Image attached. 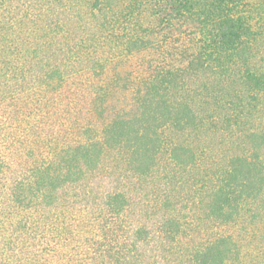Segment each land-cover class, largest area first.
I'll return each mask as SVG.
<instances>
[{
	"label": "trees",
	"instance_id": "1",
	"mask_svg": "<svg viewBox=\"0 0 264 264\" xmlns=\"http://www.w3.org/2000/svg\"><path fill=\"white\" fill-rule=\"evenodd\" d=\"M148 12L196 48L108 120L105 73L152 46ZM0 183V264H245L250 229L264 246V0H0Z\"/></svg>",
	"mask_w": 264,
	"mask_h": 264
},
{
	"label": "rangeland",
	"instance_id": "2",
	"mask_svg": "<svg viewBox=\"0 0 264 264\" xmlns=\"http://www.w3.org/2000/svg\"><path fill=\"white\" fill-rule=\"evenodd\" d=\"M252 1H256V0H252ZM153 20L154 19L153 16L151 15V12H148V14L145 15V18L143 19V22L145 23V27L149 29V35H151V38L148 37V39L150 40L152 39L151 40L152 46L149 47V49L142 51H135L132 54L129 53H125L123 55L119 54V56L115 60V63L112 64L105 73V75L107 76L106 78H104L105 79L104 81H107L108 91L105 97L100 98L99 104L97 105L101 107L102 113L105 112L104 115H106L108 120L110 119L109 116L116 117L119 115H125V113L126 116H130L131 114H134V111L137 107V100L135 98L136 96L135 92L138 87L137 85L140 83L141 80L144 79V77H147L149 75L150 71H152L153 68L158 63L163 62L167 66H173V65L182 66L188 60L189 54L193 53L194 48H196L195 45L197 41L196 34L193 27L190 24H183V25L176 24L173 29L165 30L163 26H158V24L156 23L154 24ZM180 36H182L181 41H183V44H180V47L186 48L187 50V54L182 55V57L179 56V54H176L177 49H179L178 47H179ZM165 41L168 44L166 46L164 45ZM124 111L127 112L124 113ZM83 114L84 116H88V117L87 120L83 119L82 123L87 124L86 121H91L92 116L88 115V110H87V114L84 112ZM59 119L60 121H63L62 117H60ZM77 119H79V117L75 116L73 123ZM93 120L95 123L97 122L96 118L95 119L93 118ZM71 125L73 124L71 123ZM44 135L46 136V134ZM54 140L55 138L51 139V142ZM61 142L63 143L62 139L61 141H59V143ZM11 144L12 143L9 142L7 143V146L10 147ZM62 145L65 144L63 143ZM48 151L45 154L47 158L50 157V155L48 154L50 152ZM4 189L5 187L0 183V191ZM2 204H4V201L0 200L1 217L5 215L3 214V211L7 212L4 210L5 207L2 206ZM240 229L243 228H238L237 230L234 231V233L237 234V232H240ZM250 230H251L250 233L247 232L248 235L246 237L251 238V242L249 243L253 245V248L251 249H249V247L247 248L248 252L244 253L245 256L244 262L245 264L248 263L264 264V246H262L259 240L258 241L257 239L255 240V238L260 239L262 234L261 232L262 228L261 226H257L254 229V232L253 229ZM243 233L246 234L245 232Z\"/></svg>",
	"mask_w": 264,
	"mask_h": 264
}]
</instances>
